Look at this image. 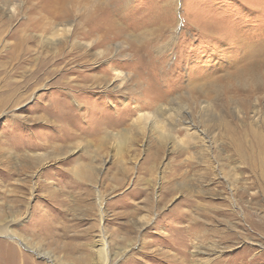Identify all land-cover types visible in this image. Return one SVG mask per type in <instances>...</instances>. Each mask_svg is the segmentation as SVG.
I'll list each match as a JSON object with an SVG mask.
<instances>
[{"label": "rangeland", "instance_id": "374dc122", "mask_svg": "<svg viewBox=\"0 0 264 264\" xmlns=\"http://www.w3.org/2000/svg\"><path fill=\"white\" fill-rule=\"evenodd\" d=\"M8 1V24L0 12V224L8 228L0 264H53L47 252L61 264H264V89L235 93L226 78L227 94L215 82L234 72L241 44L264 41V0H102L96 23L79 24L73 13L56 19L67 29L56 45L36 20L62 0ZM18 26L20 38L9 37ZM83 28L96 32L76 35ZM113 68L129 75L123 93L91 85ZM176 94L172 116L186 109L196 133L173 130L159 143L149 124L131 126ZM207 116L225 123H208L211 154L200 135ZM126 127L133 140L123 155L114 140L99 141ZM237 143L260 145L254 172L234 155ZM90 148L101 152L95 174L78 178L75 165L90 164ZM103 238L107 261L96 252Z\"/></svg>", "mask_w": 264, "mask_h": 264}, {"label": "bare ground", "instance_id": "6f19581e", "mask_svg": "<svg viewBox=\"0 0 264 264\" xmlns=\"http://www.w3.org/2000/svg\"><path fill=\"white\" fill-rule=\"evenodd\" d=\"M0 2H2L1 4V8H0V12H2V14H8V20H7V24L11 21V17H12V11H15V7L12 5L11 9H10V5H9V1L8 0H0ZM79 6L76 7L75 5L73 4H70V0H62V4L60 7H62L61 9H59L58 7H54L55 5H49L50 9L47 10V13H45L44 15H41L40 17H38V19L36 20V28H41L43 27V24L46 25V27L49 26V28H46L44 31L46 32L47 29V33H45V39L43 40H46L47 43L49 45H56L58 43H56V41L54 40H51V39H55L56 36H59L60 34H62L63 32L67 31V29L63 28V27H59V24L56 23V19H59L60 17L61 18H64L65 16H69L73 13L74 17H76V19L78 20V23L79 24H93V23H96V20H97V16L100 12V5H104V3H102L103 1L102 0H79ZM42 7H40L38 9V13H42L41 10ZM8 12V13H7ZM12 12V13H11ZM15 15V14H14ZM52 16V17H51ZM54 20L53 22H47L45 20H48V19H51V18ZM30 18V17H29ZM46 18V19H45ZM94 19V20H93ZM35 19H33L34 21ZM110 21V20H109ZM110 23L112 24V20L110 21ZM114 23V22H113ZM4 23L3 21V18L0 17V33H5L7 29H5L4 27L7 25ZM26 24V23H25ZM105 24V23H104ZM48 25V26H47ZM106 25V24H105ZM103 25V26H105ZM82 27V26H81ZM35 28V27H34ZM86 28V27H85ZM85 28L81 29L80 32H77L76 35H80V36H86L87 35H91L90 33H94L96 32V29L95 28H89L88 30ZM101 28V26H100ZM43 29V28H42ZM78 29V28H77ZM107 29V27H106ZM24 30H27V29H24ZM35 30V29H34ZM109 30V31H108ZM110 28H108L106 31V34L107 32H110ZM21 31H23V29H21L19 26L10 31L9 32V37H16V38H20V33ZM99 31V30H97ZM42 34V33H41ZM96 34V33H95ZM3 35V34H2ZM6 35V34H5ZM108 35V34H107ZM28 36V35H27ZM31 37V36H30ZM23 38V37H22ZM31 39V38H30ZM100 40V39H99ZM25 41V40H24ZM77 41V40H76ZM245 41V40H244ZM16 44V43H15ZM97 44V43H96ZM18 45V44H17ZM73 46H76L75 44L72 43ZM85 45V44H84ZM103 46V45H102ZM242 47H245L246 49H244L245 51H243V56L238 60L239 63H235L237 66L234 70V72H230L229 74L221 77V78H217L216 79V83H220L223 81L225 82L224 79L226 78H231V81L232 79L235 80L237 82V88L234 87V85L230 84L231 87L235 88V93H236V90L238 89H245L247 88L246 90L247 91H253L254 88H259V89H264V41L263 42H256L254 44H249V43H243L241 44ZM25 47V46H24ZM85 47H89L88 44L85 45ZM30 48V47H29ZM9 49V48H8ZM13 49V48H12ZM18 50H19V47H18ZM23 50V48H22ZM55 50V49H54ZM20 52V51H18ZM56 52V51H55ZM59 52V51H58ZM2 53V52H1ZM6 53V52H5ZM61 53V52H60ZM13 54V53H12ZM101 54V52H100ZM242 54V53H241ZM60 55V54H59ZM81 55V54H80ZM61 56V55H60ZM116 56V55H115ZM58 56H56L57 58ZM66 57V56H65ZM48 58V57H47ZM80 59H83V55L79 56ZM17 59V58H16ZM19 59V57H18ZM44 59V58H43ZM47 62V61H46ZM111 62L115 64L116 63H120L118 60H113V58H111ZM40 63V62H39ZM233 64V63H232ZM13 65V64H12ZM231 65V64H230ZM234 65V64H233ZM38 66V65H37ZM36 66V67H37ZM37 69V68H36ZM61 69V68H60ZM68 70H71V69H68ZM74 70V69H73ZM113 71H114V74L115 76H107V75H100V76H92V80H93V83L91 85H97V87H101V88H107L113 92L115 91H119L117 89H120V92L123 93V88L129 81V75H127L126 73H124L122 70H119L117 68H113ZM226 71V70H225ZM39 72V71H38ZM37 72V73H38ZM35 73V72H33ZM36 74V73H35ZM27 76V75H26ZM63 76V75H62ZM40 77V76H39ZM86 76H84L82 79L84 81V78ZM3 79V78H2ZM112 79V80H111ZM86 81V80H85ZM118 81L119 83L114 85V82ZM230 81V82H231ZM65 82V81H64ZM229 82V83H230ZM58 83V82H57ZM217 85V89H224L223 92H226L228 94V85L227 87L225 86V84H222L220 83ZM232 83V82H231ZM235 83V82H234ZM192 84V83H191ZM82 86L80 87H85V83L81 84ZM213 85V88H215L214 86V83L212 84ZM216 85V84H215ZM189 86V85H188ZM203 86V85H202ZM112 87V88H111ZM116 88V90H115ZM189 88V87H188ZM212 88V87H211ZM232 88V89H233ZM190 89V88H189ZM216 89V90H217ZM258 89V90H259ZM200 90V88H199ZM109 91V90H108ZM190 91V90H189ZM233 91V90H232ZM193 92V90L191 91ZM191 92H188V96H190V93ZM257 92L254 90L253 94ZM262 92V91H261ZM220 93V92H218ZM230 93V92H229ZM252 93V92H251ZM256 94V93H255ZM178 94H176L175 96H172V97H166L165 98V101H160V102H157L156 103V106H154V109L151 110V111H141L139 113L138 116H140V118H143L145 120H141L139 122L136 123L135 121V118L132 122V125L131 126H135V125H139V123H141V125L147 127H149V131L150 132H156L157 133V140L159 141V143H164L166 142L167 140H171L173 138H171V135H170V132L173 131V130H177V129H183L185 130L188 134V136L192 135L193 133H196V132H191L192 129H194L195 125H194V120L191 119V121L189 120H185L186 118H188L187 116H185V113H188V111L185 109L184 111V115L183 116H172L173 112L171 113V111L174 110V102L179 99L180 96L177 97ZM257 95V94H256ZM193 96V95H192ZM222 96V95H221ZM225 96V94L223 95ZM71 97V96H70ZM165 97V96H164ZM227 100L228 99V96H226ZM258 97V96H257ZM256 97V98H257ZM12 99V97H10ZM193 98V97H192ZM194 99V98H193ZM225 99V98H224ZM232 99V98H231ZM75 100V99H74ZM191 100V98L189 99ZM222 100V98H221ZM225 100V101H227ZM236 100V99H235ZM239 100V99H238ZM243 100V99H242ZM248 100V99H247ZM259 100V99H258ZM12 101V100H11ZM18 101V100H17ZM59 101V100H58ZM230 101V100H229ZM234 101V100H233ZM241 101V100H240ZM257 101V99H255V102ZM8 102V101H7ZM16 102V101H15ZM143 102V101H142ZM217 102V101H216ZM222 102V101H221ZM220 102V103H221ZM236 102V101H235ZM246 102V101H245ZM5 103V101H4ZM4 103H1L2 107H4ZM10 103V101H9ZM207 103V105L205 106V108L209 107V102H205ZM228 103V101H227ZM241 103V102H240ZM248 103V102H247ZM20 104V103H19ZM229 104V103H228ZM233 104V103H232ZM56 109H55V113L58 112V110L61 111V107H62V102L59 101V103L56 102ZM236 105V104H235ZM240 105V104H239ZM243 105V103H242ZM80 106V105H79ZM202 106V105H201ZM211 106V105H210ZM222 106V104H221ZM228 106V105H227ZM234 106V105H233ZM204 107V106H203ZM229 107V106H228ZM235 107H238V103H237V106ZM233 108V107H232ZM240 108V107H239ZM211 109V107H210ZM224 109V108H222ZM237 109V108H236ZM235 109V110H236ZM234 110V111H235ZM1 111H3L1 109ZM52 111V109H51ZM187 111V112H186ZM175 113V112H174ZM256 113V112H255ZM58 114V113H56ZM212 114V113H211ZM187 115V114H186ZM48 116V115H47ZM49 116H53L52 114H50ZM55 116V115H54ZM41 117V116H40ZM40 117H37L40 119ZM44 117V119H47L46 116H42ZM202 117V116H201ZM209 117L208 120L206 119L207 123H206V129H207V132L205 133V131H202L201 132V136L203 135V139L205 140V143H206V148L204 150H206L208 152V154L213 150L210 149V148H214V144L213 142L215 140H213V137L210 136V134L213 132V130H211V128H209L208 126V123L210 122H213L214 123V126L217 125V126H221V125H225V123L223 122V119L221 117H217V116H207ZM206 117V118H207ZM224 117V116H223ZM233 117V116H232ZM36 118V119H37ZM52 118V117H51ZM35 120V119H34ZM233 120V119H232ZM49 121V120H48ZM47 121V122H48ZM52 121V120H51ZM41 122V121H40ZM227 123V122H226ZM229 123V122H228ZM227 123V124H228ZM165 124H167L165 126ZM226 124V126H227ZM230 124V123H229ZM55 125V124H54ZM232 125V124H230ZM129 125V127H131ZM159 126H162L164 128H167V133L165 132H159L158 127ZM129 127H126L124 130L122 131H118V132H113L109 141L107 139L108 137V134L109 132H107L106 134H103L102 136H100V139L99 141L103 142L102 145H105L106 142H110L112 140H114L116 142V149H117V154L118 155H123L124 154V149L125 151L128 149L129 146H132L131 145V141L133 140V136H132V132L131 130H128ZM213 127V126H212ZM221 128V127H220ZM228 128L232 129V127H230L228 125ZM219 129V128H218ZM224 129V128H223ZM210 130V131H209ZM217 130V129H216ZM215 132V131H214ZM208 133V134H207ZM225 133V132H224ZM206 134V136H205ZM233 134V133H232ZM230 134V135H232ZM252 134V133H251ZM238 135V134H237ZM229 136V135H228ZM245 136V135H244ZM259 138H260V135L258 134ZM210 137V138H209ZM257 137V136H256ZM201 138V137H200ZM264 138V137H263ZM98 139V138H97ZM260 140H262L260 138ZM84 141V140H83ZM90 141V145L93 143V140H89ZM177 142V141H176ZM234 142V141H233ZM232 142V143H233ZM231 143V142H230ZM236 143V142H235ZM244 144H246L245 142H243ZM243 143H240L238 144L236 147H233V152H234V155L238 158V160H241V162H247V164H249V168L252 172H254V167L256 166V158H255V155L257 154V150L260 151V149H258L257 147H259L258 145L254 147V149H248L245 145H243ZM261 143V142H260ZM180 144V143H178ZM213 144V145H212ZM216 144V143H215ZM226 144V143H225ZM258 144V143H257ZM59 145V144H58ZM90 145L88 146H85V148L87 149L88 147H90ZM262 145V144H261ZM212 146V147H211ZM249 146V145H248ZM102 147V146H101ZM100 147V148H101ZM180 147V146H179ZM252 147V146H251ZM262 147V146H261ZM253 148V147H252ZM264 148V146H263ZM91 148L88 150L89 151V154L91 155V159L92 161L90 162V164H83V163H78L77 165H75V175L78 177V178H83V177H92L93 174H95V160L98 158V156H100V151L94 149V151H90ZM8 151V150H7ZM100 152V153H99ZM6 153V152H5ZM259 153V152H258ZM8 154V153H7ZM211 154V153H210ZM221 154V152H220ZM264 154V152H263ZM213 155V154H212ZM226 155V154H225ZM209 156V155H208ZM215 156V155H214ZM213 156V157H214ZM228 156V155H227ZM261 157V156H259ZM12 159V158H11ZM210 159V158H209ZM208 159V160H209ZM214 159V158H213ZM215 160V159H214ZM13 161V160H12ZM97 161V160H96ZM219 160H216V162H218ZM264 161V160H263ZM11 162V161H10ZM209 162V161H208ZM215 161H213V164H211V161H210V166L212 168V170H214V172H216L215 170H217V167H219V165L216 164ZM255 163V164H254ZM224 166V165H223ZM241 166V165H240ZM180 165H178L177 168H179ZM226 167V165H225ZM209 168V167H208ZM223 168V167H222ZM231 168V167H229ZM256 168V167H255ZM206 172H207V166H206ZM261 170V169H260ZM225 171V170H224ZM213 172V173H214ZM231 172V171H230ZM179 173V172H178ZM226 174V173H225ZM242 174V173H241ZM179 175V174H178ZM204 175V174H203ZM240 175V174H239ZM214 176V175H213ZM232 179V178H231ZM236 179V178H235ZM236 182V180H235ZM246 184V183H245ZM248 185V184H247ZM236 187V186H235ZM251 187H252V184H251ZM263 187V186H262ZM247 189H249L247 186H241V189L238 191V192H245ZM259 190V189H258ZM233 193V192H232ZM252 193V192H251ZM234 195V194H233ZM238 195V194H237ZM254 195V194H253ZM234 198V197H233ZM209 215V214H208ZM198 220V219H197ZM132 226V225H131ZM130 228V227H129ZM0 230H3V231H8V228L4 225V224H0ZM116 232V231H115ZM118 233V231H117ZM106 238V237H105ZM105 238L103 239H99L98 241V244H97V248H96V252L97 254L99 255V258H101V260H104V261H107L106 259H108V255L109 253L106 251L105 247H104V244H106V240ZM23 243V242H22ZM24 244V243H23ZM25 247L28 248L27 245L24 244ZM107 247V246H106ZM95 250V249H94ZM125 250V249H124ZM127 250V249H126ZM199 252H202L201 250H199ZM43 254H47V258L50 259L51 261H53L52 263L53 264H61L59 260H56L55 259V255L51 252H47V253H43Z\"/></svg>", "mask_w": 264, "mask_h": 264}]
</instances>
